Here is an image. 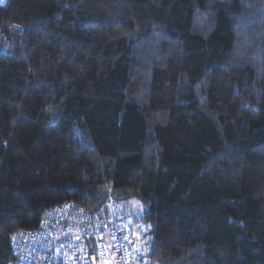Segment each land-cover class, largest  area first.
I'll use <instances>...</instances> for the list:
<instances>
[{
	"label": "trees",
	"instance_id": "1",
	"mask_svg": "<svg viewBox=\"0 0 264 264\" xmlns=\"http://www.w3.org/2000/svg\"><path fill=\"white\" fill-rule=\"evenodd\" d=\"M62 202L146 264H264V0L0 2V264Z\"/></svg>",
	"mask_w": 264,
	"mask_h": 264
},
{
	"label": "built area",
	"instance_id": "2",
	"mask_svg": "<svg viewBox=\"0 0 264 264\" xmlns=\"http://www.w3.org/2000/svg\"><path fill=\"white\" fill-rule=\"evenodd\" d=\"M115 219L112 236L104 242L101 234L104 224L93 223L74 203L62 202L47 208L41 213L35 230H17L10 234V246L16 257L11 264H89L95 254L109 253L115 254L116 264H146L143 246L130 244L140 229L130 223L123 226ZM99 237L102 240L97 247L87 246L90 239Z\"/></svg>",
	"mask_w": 264,
	"mask_h": 264
},
{
	"label": "rangeland",
	"instance_id": "3",
	"mask_svg": "<svg viewBox=\"0 0 264 264\" xmlns=\"http://www.w3.org/2000/svg\"><path fill=\"white\" fill-rule=\"evenodd\" d=\"M5 1L6 0H0L1 3L2 2H5ZM130 207H133V210H132L133 212L140 209V205H139V203L136 200H132L130 202ZM109 258L113 261L114 260V255L113 254H110L109 255ZM103 264H107L106 260H103Z\"/></svg>",
	"mask_w": 264,
	"mask_h": 264
}]
</instances>
